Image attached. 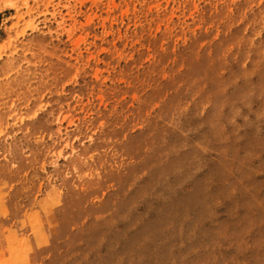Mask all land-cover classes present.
Instances as JSON below:
<instances>
[{
	"label": "rangeland",
	"instance_id": "374dc122",
	"mask_svg": "<svg viewBox=\"0 0 264 264\" xmlns=\"http://www.w3.org/2000/svg\"><path fill=\"white\" fill-rule=\"evenodd\" d=\"M0 264H264V0H0Z\"/></svg>",
	"mask_w": 264,
	"mask_h": 264
}]
</instances>
